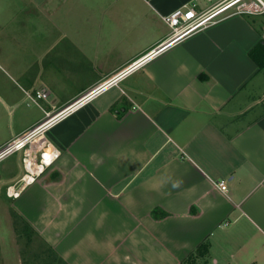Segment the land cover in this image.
Wrapping results in <instances>:
<instances>
[{
  "label": "crops",
  "instance_id": "1",
  "mask_svg": "<svg viewBox=\"0 0 264 264\" xmlns=\"http://www.w3.org/2000/svg\"><path fill=\"white\" fill-rule=\"evenodd\" d=\"M222 1L130 0L144 13L104 11L129 23L130 42L73 89L45 73L50 52L15 62L19 98L36 104L42 92L46 106L37 103L43 115L13 128L0 147L164 42L171 34L164 18L175 10L196 2L201 12ZM261 40L264 14L227 18L54 125L46 139L61 156L16 198H4L8 213L13 208L67 264H186L205 241L208 260L198 263L264 264V67L249 55ZM16 154L14 168L0 174L5 192L25 174Z\"/></svg>",
  "mask_w": 264,
  "mask_h": 264
},
{
  "label": "rangeland",
  "instance_id": "2",
  "mask_svg": "<svg viewBox=\"0 0 264 264\" xmlns=\"http://www.w3.org/2000/svg\"><path fill=\"white\" fill-rule=\"evenodd\" d=\"M47 1L0 0V144L10 136L13 128L24 127L37 114L42 116L39 108L46 106L36 95L33 99L40 107L30 99H20L18 85L21 80L16 75L15 62L18 67L23 63L30 64L34 52H50L43 65L45 73L59 88L73 89L102 73L104 70L99 67L108 68L115 54L118 55L121 47L130 40L129 23L125 19L111 20L104 11L112 10L114 14L123 15L144 13L138 5L130 8V0L124 4L121 0L114 4L110 2L112 7L102 6L106 5L102 0ZM49 8L52 10L50 14L53 13L50 19ZM15 102L20 105L10 113L8 107ZM19 155L2 161L0 174L11 166L14 168V160ZM7 196V192L1 189L0 264H20L22 244H18L13 231L7 211L9 203L4 200Z\"/></svg>",
  "mask_w": 264,
  "mask_h": 264
},
{
  "label": "built area",
  "instance_id": "3",
  "mask_svg": "<svg viewBox=\"0 0 264 264\" xmlns=\"http://www.w3.org/2000/svg\"><path fill=\"white\" fill-rule=\"evenodd\" d=\"M261 14H264V2L262 0H224L201 12L197 10V3L191 2L166 16L164 20L171 28V34L164 42L110 79L90 88L72 102L61 108H53L50 112H45V117L41 122L26 133L0 147V163L16 153H23L25 174L16 186L8 189V196L16 198L20 190L33 184L44 169L52 165L61 156V151L46 139V133L54 125L91 104L104 92L118 85L121 80L138 71L147 62L159 56L188 35L233 16ZM37 98L43 99L44 94L38 92ZM37 136H40V138L45 137L43 144L39 147H37V140H35ZM49 151L51 154H48ZM34 167H40L41 170L34 171ZM218 188L225 193L228 191L227 184L224 181L218 183Z\"/></svg>",
  "mask_w": 264,
  "mask_h": 264
},
{
  "label": "trees",
  "instance_id": "4",
  "mask_svg": "<svg viewBox=\"0 0 264 264\" xmlns=\"http://www.w3.org/2000/svg\"><path fill=\"white\" fill-rule=\"evenodd\" d=\"M264 52V40L253 48L250 52V58L254 60L260 67H264V63L259 60ZM200 78H203L200 76ZM123 113L118 116L121 117ZM12 220L13 231L19 245L20 258L22 264H67L56 252L50 247L40 235L13 209L9 210ZM154 216H157L154 211ZM35 242H38L34 247ZM210 244L208 241L199 245L197 250L186 259V264H196L199 260L207 262L209 256ZM205 262V263H206Z\"/></svg>",
  "mask_w": 264,
  "mask_h": 264
},
{
  "label": "bare ground",
  "instance_id": "5",
  "mask_svg": "<svg viewBox=\"0 0 264 264\" xmlns=\"http://www.w3.org/2000/svg\"><path fill=\"white\" fill-rule=\"evenodd\" d=\"M35 140H37V147H39V146H41L42 144H43V142H44V140H45V137H41L40 138V136H37L36 138H35ZM34 140V141H35ZM36 143V142H35ZM48 154H51L50 153V151L48 152ZM34 171H38V170H41V168L40 167H34V169H33Z\"/></svg>",
  "mask_w": 264,
  "mask_h": 264
}]
</instances>
